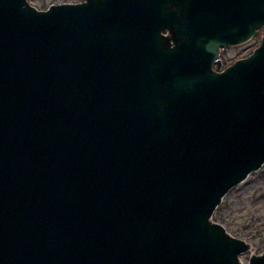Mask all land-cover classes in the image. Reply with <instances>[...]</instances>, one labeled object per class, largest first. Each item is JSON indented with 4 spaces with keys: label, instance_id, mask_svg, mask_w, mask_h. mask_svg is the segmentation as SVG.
<instances>
[{
    "label": "water",
    "instance_id": "95a60500",
    "mask_svg": "<svg viewBox=\"0 0 264 264\" xmlns=\"http://www.w3.org/2000/svg\"><path fill=\"white\" fill-rule=\"evenodd\" d=\"M264 0H0V264H264L214 213L264 165Z\"/></svg>",
    "mask_w": 264,
    "mask_h": 264
},
{
    "label": "rangeland",
    "instance_id": "374dc122",
    "mask_svg": "<svg viewBox=\"0 0 264 264\" xmlns=\"http://www.w3.org/2000/svg\"><path fill=\"white\" fill-rule=\"evenodd\" d=\"M29 1L39 9H47L52 4L84 0ZM263 33L264 27H261L248 42L222 49L220 57L223 68L252 53L260 44ZM213 219L222 223L234 236L251 244L250 250L241 254L243 262H247L252 254L264 251V165L227 193Z\"/></svg>",
    "mask_w": 264,
    "mask_h": 264
},
{
    "label": "bare ground",
    "instance_id": "6f19581e",
    "mask_svg": "<svg viewBox=\"0 0 264 264\" xmlns=\"http://www.w3.org/2000/svg\"><path fill=\"white\" fill-rule=\"evenodd\" d=\"M216 212V211H215Z\"/></svg>",
    "mask_w": 264,
    "mask_h": 264
},
{
    "label": "flooded vegetation",
    "instance_id": "af4514ba",
    "mask_svg": "<svg viewBox=\"0 0 264 264\" xmlns=\"http://www.w3.org/2000/svg\"><path fill=\"white\" fill-rule=\"evenodd\" d=\"M224 49V48H223Z\"/></svg>",
    "mask_w": 264,
    "mask_h": 264
}]
</instances>
